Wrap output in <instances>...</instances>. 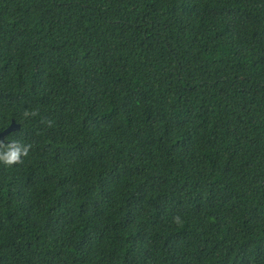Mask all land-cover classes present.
Returning <instances> with one entry per match:
<instances>
[{"label":"trees","instance_id":"trees-1","mask_svg":"<svg viewBox=\"0 0 264 264\" xmlns=\"http://www.w3.org/2000/svg\"><path fill=\"white\" fill-rule=\"evenodd\" d=\"M13 120L0 264H264V0H0Z\"/></svg>","mask_w":264,"mask_h":264},{"label":"clouds","instance_id":"clouds-1","mask_svg":"<svg viewBox=\"0 0 264 264\" xmlns=\"http://www.w3.org/2000/svg\"><path fill=\"white\" fill-rule=\"evenodd\" d=\"M31 145H21L18 142L11 141L5 144L0 141V163L13 165L21 162V158L27 156Z\"/></svg>","mask_w":264,"mask_h":264},{"label":"water","instance_id":"water-1","mask_svg":"<svg viewBox=\"0 0 264 264\" xmlns=\"http://www.w3.org/2000/svg\"><path fill=\"white\" fill-rule=\"evenodd\" d=\"M20 128V125L17 124L14 120L12 121L11 125L3 132L0 133V140L3 141L5 136L11 133L13 130H17Z\"/></svg>","mask_w":264,"mask_h":264}]
</instances>
